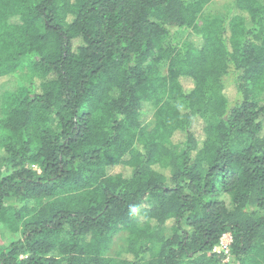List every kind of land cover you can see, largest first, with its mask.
<instances>
[{
	"label": "trees",
	"instance_id": "16d2710c",
	"mask_svg": "<svg viewBox=\"0 0 264 264\" xmlns=\"http://www.w3.org/2000/svg\"><path fill=\"white\" fill-rule=\"evenodd\" d=\"M211 1L0 0V264H264V0Z\"/></svg>",
	"mask_w": 264,
	"mask_h": 264
},
{
	"label": "rangeland",
	"instance_id": "374dc122",
	"mask_svg": "<svg viewBox=\"0 0 264 264\" xmlns=\"http://www.w3.org/2000/svg\"><path fill=\"white\" fill-rule=\"evenodd\" d=\"M227 0H213L211 1L208 5H206L197 21V25L198 26H202V24L212 18V17H217L219 15H221L223 12L226 11L227 9ZM189 34L188 31L184 32L182 35H180V39H181V43L183 42V40L186 39V36ZM27 69H24L22 72H19V77L16 79H13L10 82L4 81L2 83H0V88H6L8 90H13L16 87H22V86H26L27 84ZM2 89H0V96H1V91ZM121 172L120 169H117L116 171H114V173H118ZM0 237L1 240L3 242L4 245L9 244L12 240L16 239L17 236L14 235L13 233H11L6 227H4L3 225L0 228ZM125 239H126V234L125 233H119L116 234L113 239L112 242L108 248V250L106 251L107 255L109 256H115L118 252H121L124 248H125Z\"/></svg>",
	"mask_w": 264,
	"mask_h": 264
},
{
	"label": "built area",
	"instance_id": "2783aa9c",
	"mask_svg": "<svg viewBox=\"0 0 264 264\" xmlns=\"http://www.w3.org/2000/svg\"><path fill=\"white\" fill-rule=\"evenodd\" d=\"M230 242H231V239L229 235L223 236L220 241V245L216 248V251L218 252L224 251L225 253H227Z\"/></svg>",
	"mask_w": 264,
	"mask_h": 264
}]
</instances>
